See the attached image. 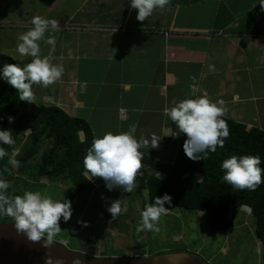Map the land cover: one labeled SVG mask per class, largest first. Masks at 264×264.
Here are the masks:
<instances>
[{"label": "crops", "instance_id": "1", "mask_svg": "<svg viewBox=\"0 0 264 264\" xmlns=\"http://www.w3.org/2000/svg\"><path fill=\"white\" fill-rule=\"evenodd\" d=\"M78 1L74 5V0H37L46 10L35 17L49 19V11L59 2L63 8L55 19L59 30L47 32L39 44L42 57L64 67L61 78L47 88L33 86L37 107H57L84 120L93 140L133 126L138 142L161 138L158 147H143L140 152L162 163L174 161L181 136H171L178 130L164 109L185 99L206 95L212 102L222 100L218 106L231 115L227 119L264 131V0H239L243 3L236 11L231 4L233 12L221 5L228 0L215 1L220 3L216 8L207 0L215 10L207 16L201 0L193 6L201 7L196 15L204 20L194 25L199 17L189 28L165 16L167 10L157 13L167 20L139 22L131 0ZM11 2L0 0V24L11 27L0 34V42L6 41L7 49L13 50L10 57L23 66L31 57H21L16 49L18 37L32 27L27 15L32 7L19 4L3 12ZM226 30L234 34L227 35ZM49 36L56 40L54 52L45 42ZM193 84L198 88L195 94Z\"/></svg>", "mask_w": 264, "mask_h": 264}, {"label": "trees", "instance_id": "2", "mask_svg": "<svg viewBox=\"0 0 264 264\" xmlns=\"http://www.w3.org/2000/svg\"><path fill=\"white\" fill-rule=\"evenodd\" d=\"M8 63L16 62L10 56L0 53V68ZM9 116L14 118L12 123L8 122ZM221 118L227 122L229 128V136L224 140L223 148L218 146L215 152L201 154V160L194 161L184 154L182 145L186 137L181 134L172 163L158 162L142 155V167L136 176L137 187L134 193L142 200L144 192L146 193L143 200L146 206L154 203L155 197L167 193L172 197L171 205H165L168 210L194 213L201 211L207 228L220 232L231 230L242 207H248L250 210L248 214L242 212L255 220L254 237L260 244V258L264 263V183L255 190H238L222 180L223 172L220 168L221 162L233 155H258L261 159L260 167L264 169V131L254 127L248 130L241 123ZM0 129L11 130L15 141L12 145H0L8 153L0 159V179L7 181L14 177L18 179L16 190L12 192L10 188L8 189L7 194L10 197L22 195L21 189L24 188H28L29 191L40 188L41 180H47L51 184L69 182L74 191L81 196L91 195L96 187L105 184L99 177L88 180L84 175L83 159L93 142L89 125L80 118L67 115L57 107H37L33 102L19 100V93L2 79H0ZM25 132H29L28 147L16 152ZM80 133H83L82 140ZM44 140H50L51 147L41 152L39 163L27 167L31 159L39 154L40 143ZM14 152L18 153L14 159L19 162L18 166L22 169L18 173L13 171L10 163V157ZM26 168L29 173L27 176L24 174ZM155 173L164 174V177L160 178ZM24 179L33 182H26ZM11 219L6 215H0V224L14 222ZM136 227L138 225L133 227V234L139 238L141 232H138ZM94 237L93 231L76 251L83 252V249L93 242ZM106 243L108 244H105L102 256L112 258L121 256L111 248V241ZM141 249L136 256L143 257L145 253L151 255L150 250H146L145 247ZM143 249L145 253H142Z\"/></svg>", "mask_w": 264, "mask_h": 264}, {"label": "clouds", "instance_id": "3", "mask_svg": "<svg viewBox=\"0 0 264 264\" xmlns=\"http://www.w3.org/2000/svg\"><path fill=\"white\" fill-rule=\"evenodd\" d=\"M169 2L170 0H131L130 5L136 10V20L143 22L152 15L154 9L163 10ZM31 25L30 30L18 37L19 43L16 49L21 57H31L30 62L23 66L8 63L0 68V79L19 93V100L29 103L33 99L34 85L47 88L59 80L64 73L62 65L53 64L49 57L41 56L39 44L45 39L47 32L59 30L58 21L36 16L32 18ZM45 42L51 46L50 51L54 52L55 38L49 36ZM209 68L212 71L215 70L211 65ZM197 91V86L193 84V94ZM223 103L222 100L212 102L206 95H201L198 98L177 102L174 106L164 109L165 115L178 130L171 136L175 138L183 134L186 137L182 148L189 159L201 160V154L215 152L218 146L223 148L224 140L229 136L227 122L221 118L223 108L218 106ZM13 120L12 116L8 117L9 123ZM134 133L135 127L133 126L127 132H107L94 139L83 159L84 175L87 179L92 180L96 177L103 179L109 191L122 189L127 193L132 192L137 187L136 176L142 167L140 149L143 147L156 148L161 139L154 136L151 140L142 139L138 142ZM14 143L12 131L0 129V145ZM17 154L14 152L13 158L10 159V163L15 166L19 165V162L14 159ZM7 155L5 148L0 146V159ZM260 164L261 159L258 155H233L220 164L223 172L222 180L238 190H255L261 183H264L262 179L264 169L260 167ZM9 187L7 180L0 179V215L12 218L17 231L25 233L29 240L34 242L43 240L45 244L46 237L47 245H51L61 231V219L67 222L72 216L71 201L68 199L53 200L40 191H25L22 195L10 197L7 194ZM171 200L172 197L167 193L155 197L154 203L142 210L137 231L158 232V221L161 215L168 210L165 205H171ZM244 208L242 207L241 210L244 211ZM107 211L112 218L118 216L121 213L120 201L118 199L112 201ZM78 223L83 227L88 226L87 221L80 220ZM138 251L136 249V252ZM142 253H145V249ZM145 256L148 254L145 253L143 257ZM119 257L140 256L121 255ZM74 264H79V261Z\"/></svg>", "mask_w": 264, "mask_h": 264}, {"label": "rangeland", "instance_id": "4", "mask_svg": "<svg viewBox=\"0 0 264 264\" xmlns=\"http://www.w3.org/2000/svg\"><path fill=\"white\" fill-rule=\"evenodd\" d=\"M11 1V5L3 7V12H6L8 7L12 9L15 5L27 4L29 7H32L31 12L26 11L27 15L30 19H32L36 14L39 15L41 12L46 10L44 9L46 6L44 4L37 3V0ZM182 1V4L180 2L175 4V0H170L169 3L171 5L167 4L163 10L159 8L154 9L152 15L146 18V20L153 21L154 23L162 21V19L167 20V18L162 15H160V18L157 17V13L161 11L166 12L167 10L164 15L169 17L171 16L170 18L172 19L174 18L176 20V25H189L187 27L189 28L191 26V22H195V20L199 17L198 23L194 25H200L201 22H203L204 17L197 16L196 12H199V10L202 9L199 5H193L199 4L201 0ZM212 1L215 2L217 0ZM78 3V0H74L73 2L74 5H77ZM207 3L211 2L203 0V11L206 16L212 14L215 11L214 8L217 7V4L218 6L220 4L215 2L216 6L212 9L210 8L212 4L209 5ZM242 3L243 2H239V0H228L223 3L224 5H221L224 9H228L232 4V6H234V10L236 11ZM245 3H248V1L245 0ZM189 4L191 5L190 7H184V5L187 6ZM59 5L60 2L58 5L54 4L52 6L53 10L48 13L49 19H57L61 16L63 8H60ZM197 7L198 9L195 10ZM77 8H79V6ZM231 8L230 12H233V9ZM248 14L249 12L245 13L246 16H248ZM216 15H218V11ZM9 25L0 24V34H7L9 29H11ZM16 27L17 29H20L19 26ZM230 34L232 35L234 33L228 31L227 35ZM4 42L2 44L0 42V48L3 46L5 48L4 50H0V53L12 56V48L10 47L7 49L8 44ZM20 65L22 66V64ZM158 75H162V72H158ZM154 78L155 81L158 82V76ZM229 116L231 115L229 114ZM229 116L223 114V117L228 118ZM28 135L29 132H25L22 135V139L16 148V152L28 147ZM79 136L82 140L83 133H80ZM40 146L39 154L31 159L29 164L26 165L27 167L29 165L34 166L40 162L41 152L48 150L51 147V142L50 140H44L40 143ZM11 158H13V156H11L10 159ZM24 174L25 176L29 174L27 168L24 171ZM24 174L20 175L23 176ZM155 175L160 178L164 177V175L160 173H155ZM24 180L26 182H33L29 179ZM8 182L10 184V191H15V187L18 185V179L14 177L9 179ZM41 184L40 188H34L32 191H40L42 194L51 197L53 200L68 199L71 201L72 216L67 222H64L61 219V231L52 242L62 243L65 246L67 244L66 247L69 250L76 251L82 246V244H84L90 233H93L94 231L95 237L93 242L90 243L88 247L84 248L83 252H81L89 258L104 257L102 254L105 244H108L106 242L111 241V248L117 255L123 256L137 255L136 249L142 250L141 247H145V249L150 250L151 253V255L145 256L147 258L158 255L159 252H161V254L185 252L188 254H195L202 260L203 263L206 264H264L260 258V244L254 237L255 220L252 216L244 215L242 211L238 214L236 223L231 230H228L227 232H220L207 228L201 211L194 213L192 211L167 210L161 215L158 221V232H141V235L138 238L137 235L133 234V227L139 224L140 214L142 210L146 208V205L143 203V200L146 197L145 192L142 200V198L135 195L134 190L130 193L124 192L122 189H113L112 191H109L104 186L102 189H95L91 195L81 196L74 191L69 182H66L65 184H51L47 180H41ZM25 191H29V189H21V194ZM117 199L121 204V213L112 219H106L101 216L100 211L104 212L105 215L107 213L108 216H111L107 209L111 202ZM94 207H96V209H94ZM80 220L87 221L88 226H81L78 223ZM45 240H47L46 237Z\"/></svg>", "mask_w": 264, "mask_h": 264}, {"label": "water", "instance_id": "5", "mask_svg": "<svg viewBox=\"0 0 264 264\" xmlns=\"http://www.w3.org/2000/svg\"><path fill=\"white\" fill-rule=\"evenodd\" d=\"M15 173L19 166L12 164ZM46 244V245H45ZM31 241L26 234L17 231L14 222L0 224V264H204L199 258L185 252L160 254L153 257H86L69 250L62 243L47 240Z\"/></svg>", "mask_w": 264, "mask_h": 264}, {"label": "built area", "instance_id": "6", "mask_svg": "<svg viewBox=\"0 0 264 264\" xmlns=\"http://www.w3.org/2000/svg\"><path fill=\"white\" fill-rule=\"evenodd\" d=\"M201 177L198 178V180H200ZM244 211L248 214V212H250L249 208L248 210L244 208Z\"/></svg>", "mask_w": 264, "mask_h": 264}, {"label": "bare ground", "instance_id": "7", "mask_svg": "<svg viewBox=\"0 0 264 264\" xmlns=\"http://www.w3.org/2000/svg\"><path fill=\"white\" fill-rule=\"evenodd\" d=\"M245 209H247V210H248V207H246V206H245Z\"/></svg>", "mask_w": 264, "mask_h": 264}]
</instances>
